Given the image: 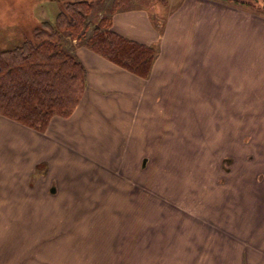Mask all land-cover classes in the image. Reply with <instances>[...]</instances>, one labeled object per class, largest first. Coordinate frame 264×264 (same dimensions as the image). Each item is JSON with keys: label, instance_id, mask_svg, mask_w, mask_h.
I'll return each instance as SVG.
<instances>
[{"label": "rangeland", "instance_id": "rangeland-1", "mask_svg": "<svg viewBox=\"0 0 264 264\" xmlns=\"http://www.w3.org/2000/svg\"><path fill=\"white\" fill-rule=\"evenodd\" d=\"M65 1L0 0V50L54 22ZM112 1L94 0L93 8L109 15ZM180 1L126 0L121 11L146 8L163 24ZM199 49L189 42L172 53L188 74L185 91L166 90L160 99L140 91L136 100L111 91L74 120L66 117L71 121L51 137L2 126L0 164H30L33 181L41 176L33 193L20 195L56 200L44 212H65L59 226L89 229L97 243L109 239L113 259L139 242L164 239L176 245V260L189 249L191 259H211L219 244L243 242L248 198L258 205L264 198V103H237L234 93L219 92V45ZM124 254L136 259L133 251Z\"/></svg>", "mask_w": 264, "mask_h": 264}, {"label": "crops", "instance_id": "crops-1", "mask_svg": "<svg viewBox=\"0 0 264 264\" xmlns=\"http://www.w3.org/2000/svg\"><path fill=\"white\" fill-rule=\"evenodd\" d=\"M156 24L151 13L142 7L120 11L113 16V29L121 35L145 44L160 41V53L147 79L90 50L82 47L77 50L87 69V88L72 120L79 115L82 106L105 102L111 91L128 93L133 96L132 100L139 99L134 96H139L140 91L150 90L153 98L158 99L166 90L185 91L189 84L183 79L188 74L180 68L181 56L177 59L176 53H172L179 45L185 46L189 42L200 45V53L201 49L208 51L212 42L216 47L219 45V92L234 93L237 103H264V13L229 0H181L161 23L162 30L161 24ZM70 121L56 116L47 133L34 132L51 137ZM7 122L26 128L30 133L33 131L0 115V138L4 133L1 127ZM8 153L10 155L9 150ZM34 169L35 166L30 164H0V264H264V243H255L259 235L264 238L263 197L260 199L262 205L256 203V197L248 198L250 215L241 235L243 242L219 244L218 255L211 259H191L192 250L189 249L188 254L182 255L183 260H176V245L164 239L146 245L139 242L134 250H128L129 245H125L119 259H113L112 251L115 250L106 244L109 239L103 238L104 242L97 243L89 229H65L58 221L67 217L65 212L52 215L44 212L49 202L47 197L33 201L20 195L33 193L32 189L41 177L33 181ZM48 219L50 225L44 223ZM128 251H133L135 260L124 258Z\"/></svg>", "mask_w": 264, "mask_h": 264}, {"label": "trees", "instance_id": "trees-1", "mask_svg": "<svg viewBox=\"0 0 264 264\" xmlns=\"http://www.w3.org/2000/svg\"><path fill=\"white\" fill-rule=\"evenodd\" d=\"M94 0L63 2L55 21H43L19 44L0 50V115L45 132L54 117H69L87 88V69L77 47L106 58L147 79L159 51L154 44L128 38L113 29V16L126 0H113L99 16ZM103 2V0H97ZM264 13V0H229Z\"/></svg>", "mask_w": 264, "mask_h": 264}]
</instances>
